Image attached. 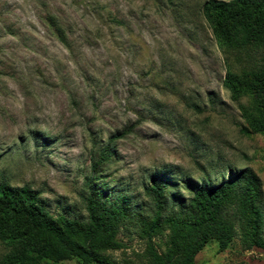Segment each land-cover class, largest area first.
Returning a JSON list of instances; mask_svg holds the SVG:
<instances>
[{
	"label": "rangeland",
	"instance_id": "1",
	"mask_svg": "<svg viewBox=\"0 0 264 264\" xmlns=\"http://www.w3.org/2000/svg\"><path fill=\"white\" fill-rule=\"evenodd\" d=\"M205 1L0 0V181L36 190L53 215L84 219L90 179L98 201L146 213L151 174L164 175L168 197H188L179 181L214 182L228 167H249L264 210V134L242 131L223 85L261 51L221 46ZM166 234L154 238L160 251ZM118 239L112 259L144 260L133 228ZM6 250L0 242V259ZM195 263L264 264V249L211 241Z\"/></svg>",
	"mask_w": 264,
	"mask_h": 264
},
{
	"label": "trees",
	"instance_id": "2",
	"mask_svg": "<svg viewBox=\"0 0 264 264\" xmlns=\"http://www.w3.org/2000/svg\"><path fill=\"white\" fill-rule=\"evenodd\" d=\"M203 16L221 46L261 51L259 60L239 73L227 72L223 85L238 103L244 133L264 134V0H206ZM60 41L64 42L60 36ZM248 103H242L244 97ZM100 152L98 163L109 156ZM218 181L200 176L181 180L188 197L167 196L162 173L151 174L144 187L150 207L145 213L118 201L100 202L91 182L82 195L84 219L51 214L39 193L29 186L0 181V242L7 250L0 264H40L77 259L79 264H120L107 252L122 246L121 228H133L145 240V257L138 264H196L195 256L211 241L219 250L234 238L245 248L264 249L263 191L249 167L225 170ZM95 181L94 179H92ZM165 232L163 249L155 237Z\"/></svg>",
	"mask_w": 264,
	"mask_h": 264
}]
</instances>
